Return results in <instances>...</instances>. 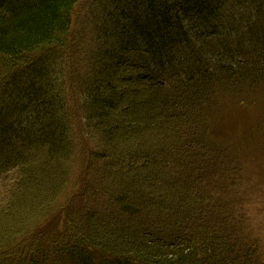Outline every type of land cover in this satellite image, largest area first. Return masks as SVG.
I'll return each mask as SVG.
<instances>
[{"label": "trees", "instance_id": "1", "mask_svg": "<svg viewBox=\"0 0 264 264\" xmlns=\"http://www.w3.org/2000/svg\"><path fill=\"white\" fill-rule=\"evenodd\" d=\"M85 4L82 13L94 19L85 38L96 54L90 59L84 51L88 70L81 71L75 27ZM132 68L148 92L135 97L139 108L121 115L120 82ZM261 85L264 0H0V175L18 174L0 209V264H262L247 224L231 211L228 168L219 172L218 153L212 152V166L197 161L192 149L212 138L206 111L221 95ZM76 109L86 122L79 133L71 124ZM119 116L133 121L136 132L157 131L160 148H175L178 182L158 178L163 190L153 208L141 192L92 186L120 215L83 207L73 217L63 200L79 165L80 132L91 126L89 134L98 135L102 153L83 152L89 163L91 155L105 167L106 150L125 138ZM157 168L150 161L134 169L129 184ZM45 172L52 177L43 189ZM35 191L36 204L23 217L25 198ZM163 214L168 226H149ZM59 215L69 216L62 230ZM122 219L137 223L118 231ZM109 226L116 231L112 238L105 233Z\"/></svg>", "mask_w": 264, "mask_h": 264}, {"label": "rangeland", "instance_id": "2", "mask_svg": "<svg viewBox=\"0 0 264 264\" xmlns=\"http://www.w3.org/2000/svg\"><path fill=\"white\" fill-rule=\"evenodd\" d=\"M87 6L88 5L85 4L76 15V17H79L78 21H81L75 27L76 34H78V31L80 33V37L76 38V42L80 43V47L75 56L77 57L76 63L79 64L81 71H85L86 69L85 62L81 61V59H84V51H86L85 54H88L87 57L90 59L96 54L95 47L92 48L91 51L88 50L89 47H92L90 45L91 39L85 38L87 33H92L89 24L90 21L94 20L93 17H86L82 13L83 11L85 12ZM60 63L63 62L60 61ZM65 70L66 67H64V71ZM130 70V72L126 73V76L122 77L120 82L122 85V89L120 90L122 101L119 104L121 115H126L127 111L133 108L135 97L146 95L148 92L147 87L149 85L142 82V80H140V82H142L140 83L137 78V72L133 68ZM62 78L61 84L66 93L70 88L66 86V84H68L66 76ZM67 98V100L70 99L72 101L71 95H69V97L67 96ZM69 107L68 113L73 112L71 111L73 107L71 102L69 103ZM135 107L139 108L137 105H135L134 108ZM75 112L76 113H73L74 115H71V117L73 116L71 124L74 123L73 127L79 133L77 126L81 123L80 126L82 127L86 122H83L84 119L83 116L81 117V111L79 109H76ZM206 114L207 117L204 122L213 135L210 140L206 138V142H202L204 147L199 148V145H197L196 148H194L193 146L192 149L198 151L196 160L208 161L212 166H216V158L212 155V152H214L216 155L218 153L220 156L218 157L219 172H222V166L224 169L228 168L225 175L230 172L229 176L231 180H228L225 191L228 192L227 197L231 201V211L233 216H238L247 224L249 230L245 234L249 237L250 242L255 241V244L258 245V255H261L259 258L261 259V263L264 264V86L261 85L253 90L244 89L241 91V89H238L237 92L233 89L232 92H229V95H221L206 111ZM68 116L70 119L69 114ZM119 121L122 122V128H124L126 132L125 138L119 146H112L111 150H106L110 159L107 162V166L102 168H100L99 163L91 162V155H89V163L87 153L85 155V152H83V150L86 151L91 148L94 156L102 153L101 151L104 149H100L99 147L101 151L98 150V145L100 144L98 135L89 134V127L91 126H88L87 130L83 128L82 132L84 133L80 132L86 142L77 139L80 144L77 161L79 165H73V176L68 179L71 190L67 192L63 200V206L66 207L67 210L71 209V211H73V217H79L83 212L81 211L83 207L90 210L96 208L99 213L102 212L103 207H106L105 211L110 212L113 210V212H111L112 218H118L120 213L116 208L111 207V205H108L107 202L105 203L104 200H100V196L93 195V187H96V185L100 186L101 184L103 189L111 192L117 191L118 194L125 189H129L131 193H137L139 195H141V192L143 197L147 198L149 204L153 202V205H157L156 202L159 200V191L163 190L161 184L158 183V178L161 177L170 182H178L176 180L178 176V167L174 166L173 161L175 159H171L175 153L178 154L177 152L174 153L175 148L168 146L160 148L161 146H158L156 142H159L162 137H157V135L160 136V134L154 129L145 132H138L137 130L136 132L133 129L135 126L132 124L133 121L129 120V122H131L129 124L127 120H123V117H120ZM91 124L92 126L95 125L94 122ZM165 136L167 137L166 139L170 137L167 135ZM102 142L107 144L105 139ZM106 148L107 147H105V149ZM87 152H89V150H87ZM178 155L181 156L180 154ZM100 156L98 155V158ZM36 160L44 161V157L39 155ZM150 161L157 163L158 168L156 170L159 171V176L156 170L150 173H145L146 171H144L141 173L140 180L129 184L128 177L132 174V171L141 168L145 163ZM62 170H64V168ZM107 175H109V177L111 176L110 180L114 182L116 179H120L121 181L116 184L114 182H109V179H106ZM50 176L52 177L49 172H45L44 177L46 180L43 178L41 179L40 183L43 189L50 186ZM144 176H146V178ZM17 178L18 174L15 171L0 175V209H5L9 203L8 195L10 187ZM96 181L98 182L96 183ZM154 182H156L155 188H153ZM219 183L220 181H218L216 185ZM82 184H85V186L82 187L87 191L85 194L83 193V196L81 193L82 188L80 187ZM113 186L115 187L114 189L112 188ZM35 187H37V185ZM38 191L39 190H37V192ZM37 192L35 191L33 194L29 193L27 198H25L22 210L24 214H22V216L25 215V217H27L29 213H27L26 210L32 207V203L33 205L36 204L33 196ZM115 193L116 192H114V194ZM153 205L151 204L152 208ZM168 205L170 204L168 203ZM33 212H37V210L35 209ZM59 216V228L62 230L67 220L65 217L69 218V216ZM136 219L138 222V217H136ZM136 221L129 224L126 220L122 219L117 224L116 228L118 231L127 230L132 225L136 224ZM166 223L168 222L163 214L153 218L149 226L153 228H164V225H167ZM115 232V229L110 226L106 227L105 233L111 236V238Z\"/></svg>", "mask_w": 264, "mask_h": 264}]
</instances>
